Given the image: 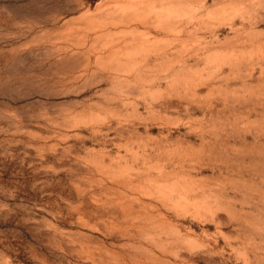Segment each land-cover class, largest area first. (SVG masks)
Segmentation results:
<instances>
[{
  "label": "rangeland",
  "instance_id": "1",
  "mask_svg": "<svg viewBox=\"0 0 264 264\" xmlns=\"http://www.w3.org/2000/svg\"><path fill=\"white\" fill-rule=\"evenodd\" d=\"M0 264H264V0H0Z\"/></svg>",
  "mask_w": 264,
  "mask_h": 264
}]
</instances>
